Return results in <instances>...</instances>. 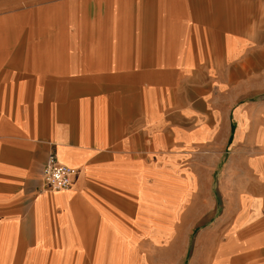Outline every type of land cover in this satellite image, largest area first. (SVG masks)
<instances>
[{
    "label": "crops",
    "instance_id": "crops-1",
    "mask_svg": "<svg viewBox=\"0 0 264 264\" xmlns=\"http://www.w3.org/2000/svg\"><path fill=\"white\" fill-rule=\"evenodd\" d=\"M0 264H264V0H0Z\"/></svg>",
    "mask_w": 264,
    "mask_h": 264
},
{
    "label": "built area",
    "instance_id": "built-area-1",
    "mask_svg": "<svg viewBox=\"0 0 264 264\" xmlns=\"http://www.w3.org/2000/svg\"><path fill=\"white\" fill-rule=\"evenodd\" d=\"M41 170L42 182L48 191L68 188L76 176V168L60 163L49 153Z\"/></svg>",
    "mask_w": 264,
    "mask_h": 264
}]
</instances>
